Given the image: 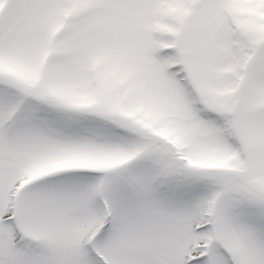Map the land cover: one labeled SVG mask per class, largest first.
<instances>
[{"label":"snow or ice","instance_id":"snow-or-ice-1","mask_svg":"<svg viewBox=\"0 0 264 264\" xmlns=\"http://www.w3.org/2000/svg\"><path fill=\"white\" fill-rule=\"evenodd\" d=\"M0 264H264V0H0Z\"/></svg>","mask_w":264,"mask_h":264}]
</instances>
